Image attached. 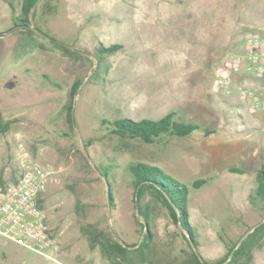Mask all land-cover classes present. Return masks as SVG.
<instances>
[{"label":"rangeland","instance_id":"374dc122","mask_svg":"<svg viewBox=\"0 0 264 264\" xmlns=\"http://www.w3.org/2000/svg\"><path fill=\"white\" fill-rule=\"evenodd\" d=\"M28 16L26 26L21 0H0V125L8 123L0 131V183L50 164L43 209L58 244L48 259L0 237V264H109L89 249L87 224L129 245L149 230L147 264H184L194 251L169 211L148 190L135 203L129 167L136 163L187 187V223L205 263L264 264V227L231 258L264 225L256 193L264 111L215 83L243 38L264 34V0H37ZM28 29L46 38L24 48ZM114 45L99 64L98 50ZM169 113L210 134L145 144L110 134L103 122ZM198 179L207 183L193 189Z\"/></svg>","mask_w":264,"mask_h":264},{"label":"trees","instance_id":"16d2710c","mask_svg":"<svg viewBox=\"0 0 264 264\" xmlns=\"http://www.w3.org/2000/svg\"><path fill=\"white\" fill-rule=\"evenodd\" d=\"M37 0H21V13L24 16L22 22L29 23V12L32 6ZM26 47H34L33 37L39 34L35 30H26ZM37 36V37H38ZM46 38V37H45ZM54 46L63 52L68 50L59 45L56 41ZM119 46L114 45L109 48H101L98 53L101 57H96L98 63L103 62L105 56L103 54L113 53ZM249 77V76H247ZM252 78V77H249ZM78 87V83L73 87L72 93L75 94ZM71 110V107H68ZM71 122V119H69ZM107 123L110 134L118 136L119 138L137 140L145 144H153L159 142L163 138L177 137L183 138L190 136L191 134L202 132L204 135H209L210 131L202 129L199 125L192 122H185L178 118H175L174 113L166 114L158 120L142 119L135 121L131 118L116 119L113 121H103ZM8 123L0 125V131L8 127ZM130 174L133 178L135 187V203L141 197L143 191H150L164 207L169 211L171 219L181 226L183 237L188 244L195 249L196 241L194 239L193 231L190 229L187 223V206L186 196L187 187L180 184L174 178L164 173L160 169L152 166H148L142 163L132 164L129 167ZM229 172H237L242 174L243 171L230 168ZM102 176L106 177L107 174L102 172ZM258 187L256 193L264 200V166L262 165L257 172ZM207 183L206 179H198L191 184L193 189H198ZM3 184V183H0ZM109 203L112 201L111 193L109 191L108 196ZM264 225L259 226L253 230L249 239L245 240L236 250L232 253V259L235 260L240 253L248 251L254 244V239L258 232L262 231ZM82 234L88 241L90 250L98 248L101 256L109 264H147L149 263V252L151 248L152 235L149 230H146L144 238L141 242L135 244H126L123 241L117 240L115 235L111 232H104L97 229L92 224H87L81 228ZM232 252V251H231ZM184 264H207L205 263L197 253L193 252L189 259Z\"/></svg>","mask_w":264,"mask_h":264},{"label":"built area","instance_id":"2783aa9c","mask_svg":"<svg viewBox=\"0 0 264 264\" xmlns=\"http://www.w3.org/2000/svg\"><path fill=\"white\" fill-rule=\"evenodd\" d=\"M240 75L264 80V34L246 35L239 52L231 55L215 76L225 95L235 93L240 103L250 100L252 111H264V100L256 88L235 84L234 78ZM53 173L49 163L35 164L13 182L0 184V237L47 258L58 244L43 209Z\"/></svg>","mask_w":264,"mask_h":264},{"label":"crops","instance_id":"0c3cea01","mask_svg":"<svg viewBox=\"0 0 264 264\" xmlns=\"http://www.w3.org/2000/svg\"><path fill=\"white\" fill-rule=\"evenodd\" d=\"M238 79H239L240 83L242 82L243 84H245L247 86H251L253 88H256L260 93L259 98L264 100V80L263 79L249 78V77L244 76V75L236 76L235 80H238ZM246 150L250 151V149H246Z\"/></svg>","mask_w":264,"mask_h":264},{"label":"water","instance_id":"95a60500","mask_svg":"<svg viewBox=\"0 0 264 264\" xmlns=\"http://www.w3.org/2000/svg\"><path fill=\"white\" fill-rule=\"evenodd\" d=\"M98 175H100L99 173H98ZM106 195H107V201H108V196H109V188H108V186H107V183H106ZM138 210H136V212H137ZM143 225H144V230L146 229V225H145V223H143ZM193 251L196 253V250L193 248Z\"/></svg>","mask_w":264,"mask_h":264}]
</instances>
